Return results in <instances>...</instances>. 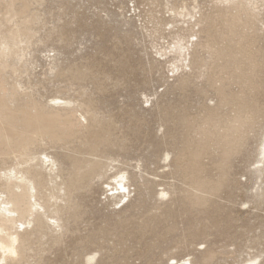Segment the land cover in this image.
<instances>
[{
    "label": "rangeland",
    "instance_id": "1",
    "mask_svg": "<svg viewBox=\"0 0 264 264\" xmlns=\"http://www.w3.org/2000/svg\"><path fill=\"white\" fill-rule=\"evenodd\" d=\"M263 143L264 0H0V174L46 185L0 264H264Z\"/></svg>",
    "mask_w": 264,
    "mask_h": 264
},
{
    "label": "bare ground",
    "instance_id": "2",
    "mask_svg": "<svg viewBox=\"0 0 264 264\" xmlns=\"http://www.w3.org/2000/svg\"><path fill=\"white\" fill-rule=\"evenodd\" d=\"M175 51L178 53V57H180L178 61H187V56L183 54V45L179 43ZM55 100L59 101L60 99ZM262 151L264 153V143ZM40 161L43 166H50L48 181L54 183V185L59 188V192H61L63 189L58 186L56 181L58 174L55 172V160L49 155L43 154ZM40 174V172H33L31 166L24 168L16 166L0 174V180H3L0 185L2 186L0 196L2 197L0 199V251L3 254V258L0 260L2 262L5 261L7 257L18 254L19 243L21 241L20 227L24 228L27 224L30 225L32 221L31 217L36 211L43 207L40 201L41 190L39 189V185L45 187L46 185L43 183L44 179H38V175ZM113 178L115 185L109 189L111 191L109 195L119 198L116 204H125L127 202L125 200H128L131 194L127 173L122 172L116 174ZM48 195V202L52 200L57 202L60 197L54 192ZM52 219L57 223V218H51V220ZM255 261L256 260L252 258L243 264H255ZM172 262L178 263L175 259H173ZM181 262L182 264H191L189 259H183Z\"/></svg>",
    "mask_w": 264,
    "mask_h": 264
}]
</instances>
